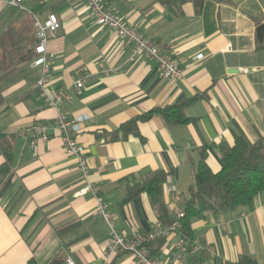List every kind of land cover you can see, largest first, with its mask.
<instances>
[{
  "label": "crops",
  "instance_id": "0c3cea01",
  "mask_svg": "<svg viewBox=\"0 0 264 264\" xmlns=\"http://www.w3.org/2000/svg\"><path fill=\"white\" fill-rule=\"evenodd\" d=\"M102 1L176 60L181 77L167 79L155 64L132 58L130 46L96 24L84 0H30L21 8L0 3V37L14 30L35 43V21L56 14L60 29L48 45V88L70 93L60 108L73 122L88 157V181L108 203L117 231L145 233L164 218L146 193L124 202L127 188L154 172L167 174L162 200L173 219L201 181L203 149L216 173L221 148L235 136L249 145L264 136V31L257 30L264 27V0ZM38 76L29 62L0 79V144L11 139L12 145L10 174L0 189V264H61L67 257L77 264H135L128 254L106 256L110 229L95 215L94 196L76 194L84 179L54 128L55 109L38 96ZM198 94L204 97L184 110L195 123L173 125L153 116L138 124V135L113 134L151 109ZM34 125L45 126L49 139L31 147L34 135L18 132ZM191 229L192 241L180 236L177 223L167 237L147 243L149 257L164 264H236L242 257L264 264V195L252 209L205 213Z\"/></svg>",
  "mask_w": 264,
  "mask_h": 264
},
{
  "label": "trees",
  "instance_id": "16d2710c",
  "mask_svg": "<svg viewBox=\"0 0 264 264\" xmlns=\"http://www.w3.org/2000/svg\"><path fill=\"white\" fill-rule=\"evenodd\" d=\"M175 1L182 4L185 0H168L165 4L169 6L168 4ZM194 2L198 4V0ZM28 41V38L25 39L21 34L18 36L14 30H7L0 37V79L16 71L19 66L31 62L34 57L35 43H28ZM203 97L204 95L198 94L176 106L151 109L122 124L113 134L122 132L124 137L129 133L138 135V124L153 116L161 117L167 124L183 126L195 123V120L188 119L184 115V110ZM0 152L5 159V162L0 165L1 189L10 174L11 139H6L0 144ZM221 153L220 170L213 173L205 164V150L200 152L197 172L201 181L196 187L189 189V197L184 202L183 215L179 219H171L166 215L162 200V185L166 181L167 174L161 171L150 174L141 184L127 188L124 202L131 201L140 193H146L156 208L159 219L164 218L165 224L168 225L177 221L180 236L192 241L193 219L202 217L205 213L216 214L224 211L234 212L241 208L252 209L256 198L264 195V136H259L251 145L247 144L243 138L235 136L233 144L222 147ZM236 264L255 263L247 257H242Z\"/></svg>",
  "mask_w": 264,
  "mask_h": 264
},
{
  "label": "built area",
  "instance_id": "2783aa9c",
  "mask_svg": "<svg viewBox=\"0 0 264 264\" xmlns=\"http://www.w3.org/2000/svg\"><path fill=\"white\" fill-rule=\"evenodd\" d=\"M30 0H0V3L21 8L22 4ZM39 5H46L58 0H34ZM90 16L96 24L113 31L123 44L130 46L131 57H142L146 61L155 64L157 70L167 79L177 80L182 75L179 63L163 53L161 49L151 40L144 37L139 31L128 25L123 19L112 13L102 0H84ZM35 46L34 57L30 62V67L37 69L39 76L35 82L39 98L47 106L54 108L56 116L54 128L57 130L62 142L64 152L71 157L83 179L84 186L77 191V196L91 193L96 200L95 215L101 218L110 229V238L106 244V256L112 254H128L135 264H164L159 260L149 257L145 245L157 239L167 237L176 227L177 221L172 225H166L162 221H156L145 233L132 229L129 235L120 234L115 228L114 219L109 211V205L104 198L94 189L92 183L88 181L90 166L85 148L78 142L74 133L73 122L70 117L60 108V105L70 100V93L67 90H50L48 88L49 74L52 63V54L48 50L50 41L55 38L60 29V22L56 14L49 13L43 20H36L35 23ZM82 87V79L75 82L76 90ZM34 135L30 145L33 147L36 140L47 142L49 134L43 125H34L29 129L20 130L19 136L25 137L28 132ZM183 215V208L175 212L174 218L177 220ZM184 241L179 242V247H183ZM212 256L211 248L206 250ZM61 264H77L72 258L67 257Z\"/></svg>",
  "mask_w": 264,
  "mask_h": 264
},
{
  "label": "water",
  "instance_id": "95a60500",
  "mask_svg": "<svg viewBox=\"0 0 264 264\" xmlns=\"http://www.w3.org/2000/svg\"><path fill=\"white\" fill-rule=\"evenodd\" d=\"M258 33L260 34V36L262 35L263 31H264V27L260 26L258 29Z\"/></svg>",
  "mask_w": 264,
  "mask_h": 264
}]
</instances>
